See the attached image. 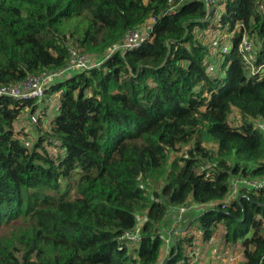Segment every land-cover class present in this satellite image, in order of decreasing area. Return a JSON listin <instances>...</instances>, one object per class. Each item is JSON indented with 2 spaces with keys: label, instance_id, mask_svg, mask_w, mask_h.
<instances>
[{
  "label": "trees",
  "instance_id": "16d2710c",
  "mask_svg": "<svg viewBox=\"0 0 264 264\" xmlns=\"http://www.w3.org/2000/svg\"><path fill=\"white\" fill-rule=\"evenodd\" d=\"M180 2L0 0V86L63 70L72 47L102 59L155 20L139 48L53 81L46 94L59 97L46 117L50 129L34 143H24L14 122L36 101L0 98V264H158L161 236L178 216L171 208L188 202L218 204L197 217L204 241L222 224L223 242L242 250V264H264V193L223 205L232 178L264 176V136L251 122L264 120V74L246 73L242 29L224 55L223 76L207 75L208 49L196 37L231 33L240 23L264 41V0H223L217 23L196 0L169 12ZM254 58L255 67L264 65V47ZM233 110L238 128L227 123ZM201 136L222 157L253 167L221 160L214 171H198L199 160L210 158ZM194 140L187 156L169 163L170 152ZM162 176L165 185L148 196L140 180ZM142 213L141 238L129 253L132 244L120 238ZM168 250L162 264H188L180 244Z\"/></svg>",
  "mask_w": 264,
  "mask_h": 264
},
{
  "label": "rangeland",
  "instance_id": "374dc122",
  "mask_svg": "<svg viewBox=\"0 0 264 264\" xmlns=\"http://www.w3.org/2000/svg\"><path fill=\"white\" fill-rule=\"evenodd\" d=\"M182 4L183 2H180L177 8L181 7ZM204 34L205 35H203L202 32H197L196 37H198L203 42V44H210L211 42H213L214 38L219 39L220 47L223 43H227L229 38L228 31L226 28L222 30L213 29L204 32ZM250 40L253 45L252 47L254 53L260 51L264 47V41L258 39L256 35L250 36ZM227 45H229V42L227 43ZM214 48L215 47H213V49ZM211 53H213L214 61L208 64V69L210 70L214 64L215 70H218L220 64L223 62V58L220 56L221 54L219 53V48H217L216 52H213L212 50ZM83 54L89 55L85 52H83ZM223 75L224 74H222V76ZM53 95L54 96L52 98L59 97L58 93H54ZM48 99L49 98H45L40 102H35V106H33L35 107L34 109L33 107H25L21 111L20 116L14 122L15 132L21 133V138L24 141H28L27 145L34 143L36 139L42 136L41 134H44V131H48L50 129L49 120L46 119V117L51 116V111L54 106H52L51 104L53 100L50 99L51 102H49ZM46 111L48 115H46ZM231 114L233 115L232 117H235L237 112L233 110ZM201 140L202 146L209 151L210 158L199 160L201 163V167L198 169V171L203 169H206V171H214L215 169H217L218 163L221 160H225L227 162V165L230 167H233L236 164H238L241 168L253 167L252 163L249 164L246 162L239 161L234 155L222 157L221 155H219L216 145L209 138H206V136H201ZM195 141L196 140L192 141V143L188 145L180 146L176 150L170 152L169 163H172L176 159H180L182 157L187 156V151L191 149ZM139 183L146 189L147 195L150 196V194L153 193V190L161 189L165 185L166 181L165 176H162L160 177L158 183L152 184V182L149 180H140ZM217 206L218 204L214 203L213 205L203 207L188 202L183 207L184 211L182 212V214L178 215L169 227V224L166 222L162 223L163 225H158L157 232L160 235H162L164 233L165 228L167 229L168 227L166 235H162L164 238L163 241L165 245L161 250V256L158 264H162L163 261L169 259L172 255L170 254V251L168 249L171 247H175L178 244H180L183 256L188 259V264H242L244 261L242 250H234V248H229L223 242L224 228L222 224H218L214 228L212 238L209 241L203 240L202 232L200 231L197 224V217L204 211L205 207L216 209ZM142 214L143 217L142 215L139 216L137 228L141 227L140 224L142 219L144 218V213ZM173 218L174 214H172V220ZM137 245L138 244L130 245L128 247L129 253H131L136 247H138ZM133 255L136 256L134 253Z\"/></svg>",
  "mask_w": 264,
  "mask_h": 264
},
{
  "label": "built area",
  "instance_id": "2783aa9c",
  "mask_svg": "<svg viewBox=\"0 0 264 264\" xmlns=\"http://www.w3.org/2000/svg\"><path fill=\"white\" fill-rule=\"evenodd\" d=\"M186 1H191V0H186ZM196 1L203 3L204 10L206 13V18L210 20L211 16H213L215 18L214 22L217 23L221 14L224 12L223 0H196ZM181 2H184V0H181ZM169 3L170 5H172L173 0H169ZM178 5L172 6L169 9V12H174ZM154 24H155V20L151 18L139 30L128 32L125 35V37L122 39L121 43L114 46L110 51H107V53L102 56V59L98 56L83 54L81 50L72 47L70 48L69 59L67 60L63 70L55 73H50L48 71L47 72L45 71L34 75L30 74L20 82L14 84L1 85L0 98L6 97L17 101L34 100L36 102L37 101L40 102L46 98V91L53 83V81L59 80V78H61L62 76L69 77L71 76V74L84 72L93 67H97L101 64L102 60L106 59L114 52L117 51L122 52L126 50L139 48L141 44L150 40ZM241 29L243 30V34L238 44V52L244 61L247 75L250 77V76H255L259 73L264 74V65H260L258 67H255L254 65L255 58H254L253 47H252L253 45L250 40V36L247 35L245 27L239 23L235 26L234 30L231 33H228L229 45H227L228 43L227 42V43H223L222 46L220 47L219 45L220 40L215 38L213 42H211L210 44L204 43L209 53L208 55L209 57L206 58L205 60L206 61L205 69L208 76L215 77V75L217 76V73H221V75L223 73V71L220 70L221 68L219 66H218L219 67L218 70H215L214 64L210 70L208 69L209 68L208 64L214 61L213 53H211L212 50L213 52H216L217 48H219V53L221 54L220 56L224 59V55L228 54L232 48L231 40L234 33L241 31ZM206 31H210V30H205L202 33L204 34V32ZM213 47L215 48L213 49ZM232 116L233 115L231 113L228 115L227 123L229 124V126H231V128H238L240 126L239 117H232ZM251 122L254 128L258 129V131L262 133L264 136V120L256 119V120H251ZM27 142H28L27 140L24 141L26 145ZM261 193H264V176L255 177V178L234 177L230 180L229 194L225 199V201L223 202L224 203L223 205H229L232 201L238 199L239 197H248L249 195L258 196ZM173 209H174L173 212L178 213V215H181L182 212L184 211L183 207L173 208ZM140 229L141 227L140 228L136 227L134 230L125 232L123 236L120 238V240L128 241L131 244H138L141 238ZM161 238L164 240L163 236H161Z\"/></svg>",
  "mask_w": 264,
  "mask_h": 264
},
{
  "label": "crops",
  "instance_id": "0c3cea01",
  "mask_svg": "<svg viewBox=\"0 0 264 264\" xmlns=\"http://www.w3.org/2000/svg\"><path fill=\"white\" fill-rule=\"evenodd\" d=\"M57 95V94H56ZM54 95H52V97H53ZM49 96H46V98H48ZM51 100H53L52 102L50 101V98L48 99V101L49 102H51V104H52V106H56V104H57V101H58V97H55V98H52ZM51 106V107H52ZM173 208H171V212H173ZM173 213H175V212H173ZM172 221V214L171 213H169L168 214V217H167V219L165 220V222L166 223H168V224H170V222Z\"/></svg>",
  "mask_w": 264,
  "mask_h": 264
},
{
  "label": "clouds",
  "instance_id": "9594fccd",
  "mask_svg": "<svg viewBox=\"0 0 264 264\" xmlns=\"http://www.w3.org/2000/svg\"><path fill=\"white\" fill-rule=\"evenodd\" d=\"M223 74V73H222Z\"/></svg>",
  "mask_w": 264,
  "mask_h": 264
}]
</instances>
